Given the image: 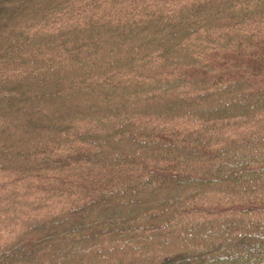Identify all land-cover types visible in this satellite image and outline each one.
Segmentation results:
<instances>
[{"label": "trees", "instance_id": "obj_1", "mask_svg": "<svg viewBox=\"0 0 264 264\" xmlns=\"http://www.w3.org/2000/svg\"><path fill=\"white\" fill-rule=\"evenodd\" d=\"M0 264H264V0H0Z\"/></svg>", "mask_w": 264, "mask_h": 264}]
</instances>
